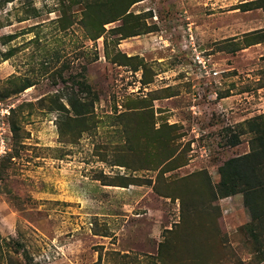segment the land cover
<instances>
[{
	"label": "rangeland",
	"instance_id": "1",
	"mask_svg": "<svg viewBox=\"0 0 264 264\" xmlns=\"http://www.w3.org/2000/svg\"><path fill=\"white\" fill-rule=\"evenodd\" d=\"M126 1L0 0V264H264L243 196L212 200L264 114V44L232 52L264 13L142 0L100 31Z\"/></svg>",
	"mask_w": 264,
	"mask_h": 264
},
{
	"label": "trees",
	"instance_id": "2",
	"mask_svg": "<svg viewBox=\"0 0 264 264\" xmlns=\"http://www.w3.org/2000/svg\"><path fill=\"white\" fill-rule=\"evenodd\" d=\"M140 1L142 0H128L123 4H119L117 6L119 10L114 17L104 20L101 19L98 22L99 30L103 31L102 27L104 25L114 23L119 18L128 16L126 15L127 10L133 4ZM93 6L91 9H93ZM241 7L243 9L242 11L254 10L264 13V0L246 2ZM97 13H100V11H97ZM128 37L130 36H125V38ZM240 41L241 44H238L232 52L236 53L250 46L264 44V29L246 33ZM234 43L237 42L235 41ZM30 87L31 85H26L22 90ZM68 102L75 116L87 114L89 105L86 102L79 104L76 98ZM244 125V131L252 137L249 141V152L228 160L219 169V183L217 184L215 196L213 194L212 200H216L218 195L222 198H229L238 194L243 196V203L250 219L249 223L245 226V230L256 248L254 253L258 255L259 262L262 263L264 262V114L251 120L249 119ZM171 157H167L165 161Z\"/></svg>",
	"mask_w": 264,
	"mask_h": 264
},
{
	"label": "built area",
	"instance_id": "3",
	"mask_svg": "<svg viewBox=\"0 0 264 264\" xmlns=\"http://www.w3.org/2000/svg\"><path fill=\"white\" fill-rule=\"evenodd\" d=\"M195 52V50H193ZM194 61H196V63L202 65V68L205 69V65L204 62L201 60L200 55L196 54ZM216 75V74H214ZM5 154V146H4V141H0V158L3 157Z\"/></svg>",
	"mask_w": 264,
	"mask_h": 264
},
{
	"label": "bare ground",
	"instance_id": "4",
	"mask_svg": "<svg viewBox=\"0 0 264 264\" xmlns=\"http://www.w3.org/2000/svg\"><path fill=\"white\" fill-rule=\"evenodd\" d=\"M261 1V0H260ZM135 179V178H134Z\"/></svg>",
	"mask_w": 264,
	"mask_h": 264
}]
</instances>
